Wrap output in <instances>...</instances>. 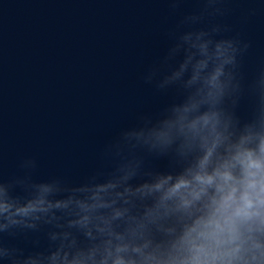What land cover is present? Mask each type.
Segmentation results:
<instances>
[{"label":"water","instance_id":"1","mask_svg":"<svg viewBox=\"0 0 264 264\" xmlns=\"http://www.w3.org/2000/svg\"><path fill=\"white\" fill-rule=\"evenodd\" d=\"M0 264H264V0H0Z\"/></svg>","mask_w":264,"mask_h":264}]
</instances>
